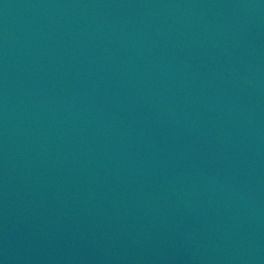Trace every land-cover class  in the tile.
Instances as JSON below:
<instances>
[{
  "label": "water",
  "instance_id": "95a60500",
  "mask_svg": "<svg viewBox=\"0 0 264 264\" xmlns=\"http://www.w3.org/2000/svg\"><path fill=\"white\" fill-rule=\"evenodd\" d=\"M0 264H264V218L131 175L0 108Z\"/></svg>",
  "mask_w": 264,
  "mask_h": 264
}]
</instances>
